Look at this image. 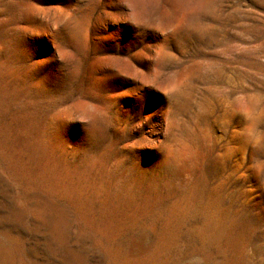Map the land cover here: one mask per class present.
Instances as JSON below:
<instances>
[{"label": "rangeland", "instance_id": "1", "mask_svg": "<svg viewBox=\"0 0 264 264\" xmlns=\"http://www.w3.org/2000/svg\"><path fill=\"white\" fill-rule=\"evenodd\" d=\"M0 264H264V0H0Z\"/></svg>", "mask_w": 264, "mask_h": 264}]
</instances>
